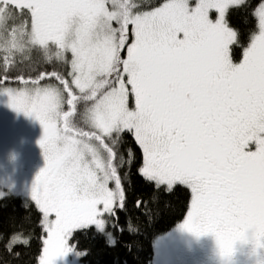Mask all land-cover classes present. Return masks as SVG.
I'll return each instance as SVG.
<instances>
[{
  "label": "snow or ice",
  "instance_id": "1",
  "mask_svg": "<svg viewBox=\"0 0 264 264\" xmlns=\"http://www.w3.org/2000/svg\"><path fill=\"white\" fill-rule=\"evenodd\" d=\"M241 2L166 0L137 11L133 0H0L5 70L17 52L38 48L51 60L55 49L62 61L71 53L67 78L21 75L24 87L15 88L0 77L10 106L44 127L47 164L30 195L48 234L40 264L71 251L75 230L103 231L104 214L124 207L114 150L123 133L142 149L148 181L190 189L182 228L213 233L226 260L237 242L264 249V4L259 32L237 63V32L225 13ZM9 6L26 10L30 27L25 21L9 31ZM46 78L59 84L41 85Z\"/></svg>",
  "mask_w": 264,
  "mask_h": 264
},
{
  "label": "trees",
  "instance_id": "2",
  "mask_svg": "<svg viewBox=\"0 0 264 264\" xmlns=\"http://www.w3.org/2000/svg\"><path fill=\"white\" fill-rule=\"evenodd\" d=\"M162 1L150 0L137 8H152ZM262 2L264 0H244L239 5L229 7L226 12L228 26L237 32V43L231 49L234 62L238 63L242 59L250 37L259 30L256 10ZM11 11L13 17L7 23L9 31L25 21H28L30 27V16L26 10L22 14L14 8ZM113 26H117L115 22ZM4 35L7 36L8 32ZM54 52L55 49L51 60L46 59L38 48L24 53L17 52L5 70V52L0 48V77H9L6 85H23L18 79L21 75L25 79H35L40 73L52 71L67 78L71 70V53H66V62L56 59ZM40 83L59 84L55 78H46ZM78 109L82 111L83 105H79ZM114 150L117 153L115 163L125 191L124 207H115L114 216L110 215L112 223L108 225L115 236V242L110 243L95 226L75 230L70 240L83 252L84 264H152L154 240L173 230L184 219L190 207L191 193L181 184L169 190L148 181L140 173L144 159L142 149L130 133L121 134ZM44 236L42 214L37 206L26 204L21 196L16 195L0 199V264H38ZM204 237L205 234L197 236L196 242L205 250ZM24 240L27 242L24 243Z\"/></svg>",
  "mask_w": 264,
  "mask_h": 264
},
{
  "label": "rangeland",
  "instance_id": "3",
  "mask_svg": "<svg viewBox=\"0 0 264 264\" xmlns=\"http://www.w3.org/2000/svg\"><path fill=\"white\" fill-rule=\"evenodd\" d=\"M243 1L244 0H242V2ZM149 2L150 0H133V3H135L137 7ZM165 2L166 0H163L160 4L152 8H137L136 10L151 11L154 8L160 7ZM197 2L198 0H192L193 4ZM261 4H264V2ZM234 5H230L229 7ZM259 7L256 10L258 22ZM209 16L213 21L219 18V14L216 10H211ZM258 32L255 34H258ZM46 84L53 83H41V85ZM4 86L5 85L0 88H3ZM6 86L22 88L24 87V84L21 86ZM9 102L10 96L8 93L0 90V192L4 193V195L0 196V199L7 195L21 196L26 204L33 203L40 210L36 202L30 198V195L32 187L36 182V177L47 164L43 148L40 144V140L44 136V127L35 115H28L23 111L16 110L10 106ZM129 105L130 107H134V98H129ZM77 118L79 119V117ZM113 184L114 181H110L109 187L115 188V185ZM161 186H165L167 188L166 185ZM41 214L43 223L42 211ZM109 217L110 215L107 213H105L102 217L107 222L105 230L102 231L97 227L96 229L105 234L110 242L112 240L115 241V236L113 232L108 229V225L111 223ZM186 219L187 214L184 219L173 228V230L167 232V234L165 233L159 235L154 240V255L152 264H264V249H255L252 243L243 242H237L233 256L226 260L220 254V249L213 233L212 235L206 233V237H204L206 243L204 245V252L212 254L211 261H209L210 257L207 261L202 260L200 257H197L198 254L196 252H193L192 256L189 255L188 253H190V249H194V247L197 246L198 242H196V238L199 235L181 227ZM44 229L45 242L48 234L45 227ZM203 235L204 234L200 236L202 237ZM69 243L72 245V250L65 255L57 257L54 264H84L82 261L83 252L78 250L71 240H69ZM44 247L45 243L43 245V249ZM42 255L43 251L41 256ZM38 264H40V260Z\"/></svg>",
  "mask_w": 264,
  "mask_h": 264
},
{
  "label": "flooded vegetation",
  "instance_id": "4",
  "mask_svg": "<svg viewBox=\"0 0 264 264\" xmlns=\"http://www.w3.org/2000/svg\"><path fill=\"white\" fill-rule=\"evenodd\" d=\"M199 244H197V246L194 247V249H190V253H188L189 255L192 256L193 252H196L198 254L197 257H200L202 260H208V258L210 257L209 261L212 260V254L208 253V252H204V249L202 247L199 246Z\"/></svg>",
  "mask_w": 264,
  "mask_h": 264
},
{
  "label": "bare ground",
  "instance_id": "5",
  "mask_svg": "<svg viewBox=\"0 0 264 264\" xmlns=\"http://www.w3.org/2000/svg\"><path fill=\"white\" fill-rule=\"evenodd\" d=\"M14 86H21V85H14ZM109 219H110V217H109ZM111 223H112V221H111ZM198 244V243H197Z\"/></svg>",
  "mask_w": 264,
  "mask_h": 264
}]
</instances>
